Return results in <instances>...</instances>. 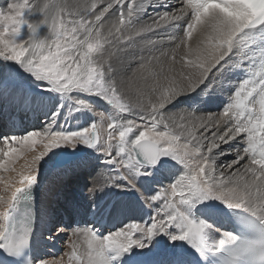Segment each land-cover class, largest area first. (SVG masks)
Wrapping results in <instances>:
<instances>
[{
    "label": "snow or ice",
    "instance_id": "snow-or-ice-1",
    "mask_svg": "<svg viewBox=\"0 0 264 264\" xmlns=\"http://www.w3.org/2000/svg\"><path fill=\"white\" fill-rule=\"evenodd\" d=\"M5 125L0 264H264V0H0Z\"/></svg>",
    "mask_w": 264,
    "mask_h": 264
},
{
    "label": "bare ground",
    "instance_id": "bare-ground-1",
    "mask_svg": "<svg viewBox=\"0 0 264 264\" xmlns=\"http://www.w3.org/2000/svg\"><path fill=\"white\" fill-rule=\"evenodd\" d=\"M110 13L112 12V10L110 9L109 10ZM117 16H118V13H117ZM106 17H108L109 19L111 20H115L117 17L116 16H110L109 17V14H106ZM224 96H227L228 93L225 92V94H223ZM222 104V101L221 100H217L214 105L210 108H208L207 111H216L219 110V108L216 106V105H221ZM71 123V122H70ZM76 126V125H75ZM234 157H226L225 159L230 161L231 159H233ZM223 162V161H222ZM24 163V160L23 158L17 163V168L20 167V165H22ZM74 177L72 180L71 178ZM85 180L86 178H84L83 176H75V175H67V176H64L63 179H62V182L61 183H58V184H52L51 183V176L48 175V177L45 179L43 185L41 186L40 190H41V195H40V200H39V206L40 207H44V208H56L58 211L59 210V206L60 208L62 209V211L64 210V215H66V221L70 220V215L72 214V209L73 207L72 206H65L64 204H60L59 205V201L60 200H65V197L66 195L71 197L70 199L72 200L73 198L77 197L76 199V203L77 204H81L83 202V199L80 195V193H85V189L84 186H85ZM68 182H75L76 185H78L80 189H83L82 191H80L79 193L77 192V194H75V192L67 189L66 190V184ZM77 186L75 187V190H76ZM79 189V190H80ZM75 195V196H74ZM59 205V206H58ZM70 205V204H69ZM122 219V218H121ZM145 219H147V217L145 216ZM127 221V220H126ZM125 221V223H127ZM117 222V221H115ZM115 223H113V221L111 222V226L113 227ZM78 243L81 244V251H83L84 247H86V242L85 241H78ZM65 250L63 251L62 255L61 256H65V253H67L69 251L68 247H67V244H66V248H64ZM41 251H44L43 248L41 247ZM56 251H53L52 253L55 254ZM58 257V256H57ZM60 257V256H59ZM65 259H66V256H65Z\"/></svg>",
    "mask_w": 264,
    "mask_h": 264
},
{
    "label": "rangeland",
    "instance_id": "rangeland-1",
    "mask_svg": "<svg viewBox=\"0 0 264 264\" xmlns=\"http://www.w3.org/2000/svg\"><path fill=\"white\" fill-rule=\"evenodd\" d=\"M225 94V93H224ZM208 110V109H207ZM216 111H219V110H217L216 109ZM210 112H215V111H210ZM71 124H72V126L73 127H75V125L77 126V125H82L83 124V119H78V120H72L71 121ZM74 177H72L71 179L72 180H74L73 179ZM85 178V177H84ZM86 181V180H85ZM76 186H78V185H76L75 184V182H68L67 184H66V190L67 189H69V190H71V191H73L74 192V189H75V187ZM79 187V186H78ZM85 187V186H84ZM80 188H78V193L80 192V191H82L83 189H80ZM85 190H86V188H85ZM77 192H75V194H77ZM85 192V191H84ZM86 193H87V191H86ZM75 196V195H74ZM87 195H85V193H83V198H84V201H83V203L82 204H85L86 203V200H85V197H86ZM77 197H75V200H77L76 199ZM63 201H66V199L65 200H63ZM59 203V205L61 204V201H59L58 202ZM64 204V203H63ZM70 203H68L67 204V206H70L69 205ZM81 204V205H82ZM58 205V206H59ZM65 205V204H64ZM59 209H60V206L58 207ZM64 211V210H63ZM65 212V211H64ZM75 220V219H74ZM112 222V221H111ZM127 222V221H126ZM113 223H117V222H115V220L113 221ZM44 235L45 236H47L48 235V233L47 232H45L44 233ZM67 242H68V236L67 235H65V236H62V237H60V238H57V239H55L54 241H51V242H48L47 244H44V243H41V247L43 248V250L44 251H46V252H48V253H52L53 251H56L55 252V256L57 257H59V256H61L62 255V253H63V251L65 250L64 248H66V244H67ZM80 242V241H79Z\"/></svg>",
    "mask_w": 264,
    "mask_h": 264
}]
</instances>
